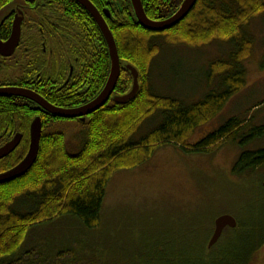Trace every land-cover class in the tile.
Masks as SVG:
<instances>
[{
    "label": "trees",
    "instance_id": "trees-1",
    "mask_svg": "<svg viewBox=\"0 0 264 264\" xmlns=\"http://www.w3.org/2000/svg\"><path fill=\"white\" fill-rule=\"evenodd\" d=\"M182 1L144 0L142 7L149 19L160 21L175 13ZM5 8L0 5V12ZM122 11H116L114 27L109 30L121 64L130 65L138 72L139 91L131 101L124 105L111 101L82 123L78 119H59L49 113L37 115L34 104L28 101L16 103L14 98L0 99V131H13L0 132V146L15 132L23 133L17 149L0 161V173L25 157L29 126L38 116L42 122L39 153L32 168L23 177L0 185V264H110L97 248L70 247L47 256L35 250L22 252L23 243L32 228L63 216L76 218L90 231L98 230L106 188L115 173L141 166L163 146L173 145L186 153L205 154L224 144L238 143L245 148L264 140V124L252 126L251 119L230 118L196 145L185 144L197 128L216 117L244 86V72L236 70L235 65L250 54L251 43L243 37L244 29L263 13L264 0H197L183 21L160 33L142 28L132 11L129 14ZM98 37L105 50L100 33ZM158 37L169 46L198 49L216 41H237L240 48L230 56V62L214 61L209 66L208 85L218 77L220 90H210L199 102L183 107L181 101L151 91L149 72L159 53L154 42ZM103 81L99 82L98 89ZM131 87V74L123 69L115 94L124 96ZM158 111L165 112L163 121L139 143L130 144L139 127ZM69 123L83 128L78 142L70 141L65 134L64 125ZM262 168L264 147L242 151L231 173L242 177ZM25 196L33 201L34 208L25 214L14 212L16 201ZM231 233L238 244L220 252L222 256L207 255L201 246L194 253V261L181 264H252L257 252L264 254V223L238 221Z\"/></svg>",
    "mask_w": 264,
    "mask_h": 264
},
{
    "label": "rangeland",
    "instance_id": "rangeland-1",
    "mask_svg": "<svg viewBox=\"0 0 264 264\" xmlns=\"http://www.w3.org/2000/svg\"><path fill=\"white\" fill-rule=\"evenodd\" d=\"M5 13H0V21ZM244 36L251 43L250 54L235 65L244 72V86L216 117L195 130L185 141L187 146L196 145L230 118L251 119L252 126L264 124V104L256 107L264 103V11L245 27ZM154 42L159 53L150 66L151 91L179 100L183 107L199 102L210 90H220L218 77L208 85L209 66L214 61L230 62L240 48L237 41H216L198 49L169 46L161 37ZM164 113L158 111L148 118L130 144L154 130ZM64 127L70 141L82 138L80 125ZM263 147L264 140L245 148L229 143L201 154L163 146L141 166L115 173L106 188L98 230L90 231L76 218L63 216L32 228L22 252L35 250L52 256L70 247L97 248L110 264H181L194 261L201 246L207 255L222 256L220 252L238 241H233L232 229L227 228L218 243L207 249L215 218L231 215L239 223H264V168L242 177L231 173L242 151ZM33 208V201L25 196L16 201L13 211L25 214ZM257 253L252 264L264 261L263 251Z\"/></svg>",
    "mask_w": 264,
    "mask_h": 264
},
{
    "label": "flooded vegetation",
    "instance_id": "flooded-vegetation-1",
    "mask_svg": "<svg viewBox=\"0 0 264 264\" xmlns=\"http://www.w3.org/2000/svg\"><path fill=\"white\" fill-rule=\"evenodd\" d=\"M87 1L96 8L108 29L113 26L117 10L123 9L122 12L128 14L132 11L134 14L131 0ZM140 1L144 3V0ZM0 5L7 6L6 13L0 21V43L5 44L9 41L14 25L20 28V36L13 51L7 56L0 54V88L30 91L49 104L63 109L82 107L100 94L111 69L108 48L106 45L104 50L102 46L99 33L103 40L104 38L96 21L77 1L0 0ZM119 63L121 74L126 65ZM101 80L104 81L101 89H98ZM115 97L121 96L115 94L114 88L106 104ZM2 98H14L16 103L28 101L21 97L0 99ZM33 108L36 109L37 115L47 113L36 104ZM17 134L20 133L15 132L13 137ZM12 138L4 142L0 148ZM211 231L207 243L213 234L214 224Z\"/></svg>",
    "mask_w": 264,
    "mask_h": 264
},
{
    "label": "water",
    "instance_id": "water-1",
    "mask_svg": "<svg viewBox=\"0 0 264 264\" xmlns=\"http://www.w3.org/2000/svg\"><path fill=\"white\" fill-rule=\"evenodd\" d=\"M77 1L96 21L103 38L106 42L108 53L111 62V69L109 77L105 83L104 88L100 94L94 98L91 102L86 105L75 108V109H63L55 107L49 104L40 96L32 93L30 91L15 89V88H0V98L1 97H21L25 98L30 102H33L38 107H40L45 112L50 115L63 119V120H73L78 119L82 123L85 122L86 117L96 112L102 108L109 99L110 94L113 92V89L116 86L120 75V61L118 56L117 47L114 41V38L109 31L106 23L103 18L100 16L96 8L87 0H75ZM197 0H183L175 13L170 17L154 21L149 19L142 7L140 0H131L132 8L134 15L137 19V22L142 28L149 32L160 33L177 26L181 21H183L190 11L195 6ZM6 9V8H5ZM5 9L3 11H5ZM1 13V12H0ZM20 28L16 25L13 26L12 34L8 42L5 44L0 43V54L3 56L9 55L11 53L19 39ZM7 51V52H6ZM125 70L129 71L132 77V87L128 94L115 97L113 102L119 105H124L127 102L131 101L139 91L138 84V72L130 65L125 66ZM41 130L42 122L39 117H35L29 126V145L25 157L12 169L0 174V185L7 184L16 179L23 177L34 165L38 157L39 148H40V139H41ZM22 139L21 134L15 135L11 141L7 142L0 148V160L7 157L11 154L17 146L20 144ZM264 186V183H263ZM237 226V220L231 215H221L214 221V231L213 234L207 243V249H211L220 239L222 232L226 228L234 229ZM264 264V263H263Z\"/></svg>",
    "mask_w": 264,
    "mask_h": 264
}]
</instances>
